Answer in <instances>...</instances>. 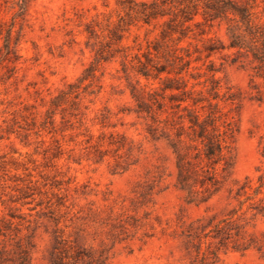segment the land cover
Returning <instances> with one entry per match:
<instances>
[{
    "label": "rangeland",
    "instance_id": "obj_1",
    "mask_svg": "<svg viewBox=\"0 0 264 264\" xmlns=\"http://www.w3.org/2000/svg\"><path fill=\"white\" fill-rule=\"evenodd\" d=\"M120 2L0 0V48L10 33L18 55L0 64V264H264L263 70L222 48L224 23L192 24L180 41ZM91 65L79 110L66 103L49 123L51 98ZM179 77L200 100L189 108L231 130L216 185L188 147L189 109L172 108L163 89ZM154 92L164 111H138ZM180 114L197 169L187 185L164 121ZM121 139V149L110 143Z\"/></svg>",
    "mask_w": 264,
    "mask_h": 264
},
{
    "label": "trees",
    "instance_id": "obj_2",
    "mask_svg": "<svg viewBox=\"0 0 264 264\" xmlns=\"http://www.w3.org/2000/svg\"><path fill=\"white\" fill-rule=\"evenodd\" d=\"M120 4L123 5V9L128 16H136L145 23L163 20L167 24L168 29L162 30L160 32L161 36L168 37L179 33L178 38L180 41L188 36V30H192V24L196 26L209 24L212 26L215 22L224 23L229 43L222 48L245 50L248 54L252 55L253 59L258 62V68L264 72V0H127V4L125 2H120ZM175 17L179 19L180 28H176L173 24ZM118 23V26H121V23H124L123 18H120ZM88 32L91 35L93 34L92 30H88ZM115 35H118L117 31H115ZM120 39H122V36ZM154 49L158 50L155 46ZM208 49L215 50L217 48L210 46ZM17 57L16 50H14V46L11 44L10 33H8L3 47L0 48V64L4 61L15 62L18 59ZM97 61L99 62L100 58ZM93 67V65L88 67L86 75L78 79L77 82L67 84L65 88L61 89L57 95L51 98V109L47 110L49 123L55 122L54 115L57 113V109L66 103H69L75 111L79 110L82 82L85 79L95 77L96 68ZM155 69L157 76L165 71L162 68ZM181 71L177 73H181ZM137 72L146 78L152 76L150 68L146 65H142ZM177 83H179L177 84L178 86L166 84L163 89L172 91V94L169 96L172 108L189 109L187 120L189 121L188 127L192 132H188L187 137L192 143L196 144L191 143L188 147H193L197 150L195 158L198 157L201 160L204 158L206 160L209 169L205 171L208 172L207 176L210 174L208 180L212 185H216L215 166L226 158L225 151L228 148L231 130L225 126L222 129L219 123L220 117L214 113L201 119V114L197 111H192L188 104L192 103L196 105L200 100L189 96V91L184 89L187 85H184L185 81L183 77H179ZM174 90L181 91V93H174ZM133 97L137 99L135 93H133ZM162 98L164 99V96ZM149 100L150 102H140L138 111L151 113L153 111V104H156L158 109L164 111L166 103L160 100L155 92L149 93ZM63 108L65 109V107ZM178 118H181L182 122L176 118L172 119V122H169V119L164 121L166 125L176 129L174 147L178 157L179 180L183 185H187L191 175L197 172V169L192 166L191 161L188 159L187 155L189 153L183 150V143L186 140L181 130L185 127L183 121L186 117L180 114ZM42 126H45L44 123H42ZM122 141L124 139L110 143H116L118 149H121L124 147ZM262 156L264 157V148ZM259 181V185L255 188L256 194L260 193L264 188V176H260ZM194 192L197 193L198 191ZM246 247L249 246L247 245ZM2 252L0 250V254Z\"/></svg>",
    "mask_w": 264,
    "mask_h": 264
}]
</instances>
